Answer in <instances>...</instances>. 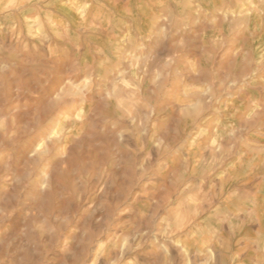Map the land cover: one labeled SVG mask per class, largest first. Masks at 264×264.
Instances as JSON below:
<instances>
[{
  "label": "rangeland",
  "instance_id": "rangeland-1",
  "mask_svg": "<svg viewBox=\"0 0 264 264\" xmlns=\"http://www.w3.org/2000/svg\"><path fill=\"white\" fill-rule=\"evenodd\" d=\"M0 264H264V0H0Z\"/></svg>",
  "mask_w": 264,
  "mask_h": 264
}]
</instances>
